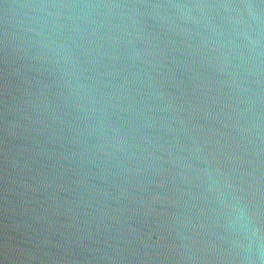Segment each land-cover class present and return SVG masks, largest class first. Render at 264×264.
Segmentation results:
<instances>
[{"label": "water", "instance_id": "obj_1", "mask_svg": "<svg viewBox=\"0 0 264 264\" xmlns=\"http://www.w3.org/2000/svg\"><path fill=\"white\" fill-rule=\"evenodd\" d=\"M0 264H264V0H0Z\"/></svg>", "mask_w": 264, "mask_h": 264}]
</instances>
